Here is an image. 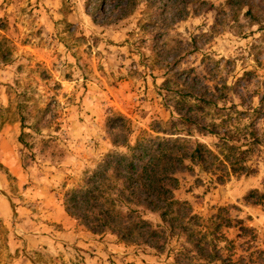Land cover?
<instances>
[{
  "label": "rangeland",
  "instance_id": "374dc122",
  "mask_svg": "<svg viewBox=\"0 0 264 264\" xmlns=\"http://www.w3.org/2000/svg\"><path fill=\"white\" fill-rule=\"evenodd\" d=\"M109 8L0 0V264H206L196 243L205 257L213 244L219 250L207 264H264V0H138L118 21H108ZM211 101L238 112L260 105L251 128L261 148L246 177L176 174L173 197L195 217L189 241L172 237L156 252L52 216L104 154L125 152L110 146L114 116L130 124V143L180 138L216 152L194 127L213 118ZM180 115L196 125L173 128Z\"/></svg>",
  "mask_w": 264,
  "mask_h": 264
},
{
  "label": "trees",
  "instance_id": "16d2710c",
  "mask_svg": "<svg viewBox=\"0 0 264 264\" xmlns=\"http://www.w3.org/2000/svg\"><path fill=\"white\" fill-rule=\"evenodd\" d=\"M84 1L91 13L96 14L103 10L107 2L110 6L108 17L106 16L108 21L124 19L138 3V0ZM231 1L228 0L229 3ZM5 58V52L1 51L0 60ZM206 106L211 107L214 114L210 121L194 126L197 123L195 120L180 115L177 122L173 123V128L174 125H181L185 129L196 127L199 133L216 140V152L199 143L189 145L180 138H149L140 135L130 143V124L121 116H114L119 122L120 130L117 136L110 138V146L123 147L125 152L109 151L104 154L80 186L63 194L65 214L91 234L109 232L118 242L148 247L156 252L163 250L172 237L183 236L189 241L192 237L191 222L195 217L190 214L191 210L186 202L173 197V191L178 186L176 174L184 170L192 171L191 167H197L218 183L229 176L246 177L254 173L247 165L248 158L254 152H260L261 148L256 130L251 128L254 121L263 114L260 105L242 112L236 111L233 105L228 108L217 107L213 101L207 102ZM244 115L252 117L247 125L239 127L240 116ZM173 128L161 131L172 136L175 134L165 132H173ZM147 215H155L159 223L152 224L145 219ZM225 225L228 227V220ZM220 226L222 225H215V230ZM199 246L196 243L192 247L200 261L207 264L212 261V257L218 258L219 250L215 244L206 257L201 255L205 248ZM180 252L187 254L183 248Z\"/></svg>",
  "mask_w": 264,
  "mask_h": 264
},
{
  "label": "crops",
  "instance_id": "0c3cea01",
  "mask_svg": "<svg viewBox=\"0 0 264 264\" xmlns=\"http://www.w3.org/2000/svg\"><path fill=\"white\" fill-rule=\"evenodd\" d=\"M56 216L52 214L53 217H58L60 220V223H64L67 227L74 225V220L70 219L63 211H60L59 209H56ZM67 239H73V230H69L67 233L64 234Z\"/></svg>",
  "mask_w": 264,
  "mask_h": 264
},
{
  "label": "built area",
  "instance_id": "2783aa9c",
  "mask_svg": "<svg viewBox=\"0 0 264 264\" xmlns=\"http://www.w3.org/2000/svg\"><path fill=\"white\" fill-rule=\"evenodd\" d=\"M263 226H264V221H263Z\"/></svg>",
  "mask_w": 264,
  "mask_h": 264
}]
</instances>
